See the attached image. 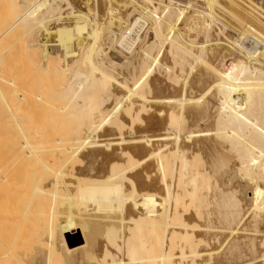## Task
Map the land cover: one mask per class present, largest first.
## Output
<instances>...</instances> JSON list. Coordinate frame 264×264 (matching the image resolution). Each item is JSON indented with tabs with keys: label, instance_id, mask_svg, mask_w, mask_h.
<instances>
[{
	"label": "bare ground",
	"instance_id": "6f19581e",
	"mask_svg": "<svg viewBox=\"0 0 264 264\" xmlns=\"http://www.w3.org/2000/svg\"><path fill=\"white\" fill-rule=\"evenodd\" d=\"M158 1L79 4L117 26L112 54L74 39L81 8L48 25L56 0L8 6L0 46L35 34L71 106L0 116V264H264V0Z\"/></svg>",
	"mask_w": 264,
	"mask_h": 264
},
{
	"label": "rangeland",
	"instance_id": "374dc122",
	"mask_svg": "<svg viewBox=\"0 0 264 264\" xmlns=\"http://www.w3.org/2000/svg\"><path fill=\"white\" fill-rule=\"evenodd\" d=\"M12 1L13 0H2V1L0 0V20H1V24H3L2 23V18H4L3 22H5V20H6L7 26H9L10 21L13 22V20H14V18H13L14 16L11 17V13H13V15H14L15 12H13L14 10H12V12H10L11 9H12V8L10 9V7H12V6H10L12 4L11 3ZM15 1L16 0H14L13 4H12V5H14L16 7V8H14V9H16V13L15 14H20L23 11V8L18 6L19 2L21 0H17L16 2ZM59 1L56 0V2L54 4H56L58 7H60V5H61V7L58 8V10L52 15L53 18L48 23V25H50L51 23H53L55 21V19H54L55 17H59V16H62V15H65V13L68 14V13H70L69 11L74 12L72 6H74V9H77V11L75 10L76 13L81 8L80 11H84V13H86V15H90V17L89 16L87 17L86 15H84L85 17L82 16L81 18L78 17L82 21H85V22L87 21V22L86 23L83 22L85 24V26L83 24L80 27V31L78 33H76L77 36H76V34H73V32L71 33V34H73L72 36L74 37V39H76V40H79L81 38L82 39H84V38L85 39L86 38L90 39L91 35L93 34L92 36L95 37V40H97L96 42L98 44H100L103 48L105 47L104 50H107L108 44L110 45L109 46V50L111 52L110 51H108V52H110L112 54V51H113L112 49L113 48L111 46L114 47V45H112L110 40L107 38L109 36H107V37H105V36L108 33V29L110 31V34H108V35H112L114 32H118L117 26L111 25L108 29L106 28L107 29L106 30L105 28H102L103 26L100 27V24L97 25L95 23V20H94V18L96 17V16H94L95 15L94 14L95 11L93 10V11L90 12V14H88L89 13V9L87 8V6L82 5V7L84 6L83 8L80 6L81 4L85 3L84 2L85 0L84 1L83 0H79L80 3L77 2V0H62V1H60V3H59ZM131 1L129 0L130 5L127 6V4L129 2H127V0H126L127 4H126V7L122 9L123 11H121L122 15H124V16H125V14L128 15V13L130 12V10L133 7L135 9H137V10L138 9L140 10V6H149L150 5L149 8H151V9H154V8L156 9V7L158 6L157 5V1L158 0L157 1H154V0H152V1L151 0H147V1L146 0L145 1H143V0H131ZM159 1L158 2H159V4L161 6H166V5H168V1L169 0H159ZM162 1H163V3H162ZM164 1H166L165 4H164ZM171 1L172 2L174 1V3H172V4L174 6H179L180 9H182L184 6H185V8L188 7L189 12H190L189 7L191 8V6H190L191 4H192V6L195 5V6H193L191 8L192 9L191 11L199 10L200 12H205L207 10V9L205 10V7L203 6L204 5L203 4V2H204L203 0H201L202 1L201 3H200V0H171ZM195 1H197V2H195ZM90 2H89V5L93 4L92 3L93 0L92 1L90 0ZM14 3H17V4H14ZM71 4H73V5H71ZM187 4H190V5H187ZM201 5L203 6V8L201 7ZM8 6H10V7H8ZM168 8H172V7H168ZM6 10L8 11V13L5 14ZM201 10H203V11H201ZM168 11L169 10H166V12H168ZM9 12H10V16H9ZM207 12L208 11H206V13ZM2 14H4V16H6V17H4ZM124 16H123V19L127 20V16H126V18ZM135 17H137V13L136 12L132 13L130 15V17L128 18V20L130 22H133ZM88 18H89V20H88ZM75 20H76V18H74V17L73 18H68V20H66V23L67 24L73 23V21H75ZM90 20H92V21H90ZM149 21L151 22V19H149ZM6 22L4 24L5 25L4 27H6ZM91 22L92 23L94 22L95 24L93 25ZM150 22H148L149 24H147L146 31L143 30V31L140 32V36L143 39L144 38L143 35L146 34L147 35V36L145 35L147 37L146 40L149 39L151 41V40H153L154 36H153V31L150 30L151 29L150 24L152 23V22L151 23ZM93 27H94V29H93ZM179 27L181 28L182 25H180ZM50 29H51V27L49 28V30ZM229 29H228V31L230 33L227 31L228 32L227 38L233 40L234 38H236V37H234L235 34L233 33V31H231V29L230 30ZM17 31L19 33L20 30H17ZM17 31H16V34L14 33V35L12 34V36L10 34L9 37H7V38H9V39H6L7 42L4 40L5 41L4 47H3V44H2V46H0L2 48V49H0V50H2V51H0V52H2V55H0V57L2 58L0 60L1 61V63H0L1 64L0 65L1 66L0 67L1 68L0 71L1 70L6 71L5 73L2 71L3 74H1L2 72H0V77L2 75L1 79L5 78V80L4 79L3 80L0 79V95L2 93L1 90H3L2 96H0V116L4 115L2 117V120H5L4 122H6V123H4V124H5V127L6 126L8 127L7 130H9V128L11 129V127L8 126V124L9 123L11 124V121H12V119L10 118L11 114H14V115L18 114V116H20V115H28V116L31 115V116H33V114L35 115V114H37L39 112H42V113H44V114L46 113L48 115V113H52L53 114V110H55V112L53 114V115H55L56 111L63 109V107L61 108V106L63 105V102H64V101H62V98L67 97L69 100H71V97L67 96L69 94L66 93V91H68L67 90L68 84H67V81H66L64 73H63L64 71L62 70V68L60 66L62 64V63H60L61 61L53 59L52 57L49 58L48 55H46V54H42V52L40 51V49L38 47V44L36 43L35 34L31 33L29 35L30 36L29 38L27 36L24 37L25 38V41H24L23 40L24 38H22L23 36L19 35V34H21V31H20L19 34H17ZM97 31H98V33H97ZM80 32H82V33H80ZM111 32H113V33L111 34ZM85 35H87V36L84 37ZM218 35H219V31L214 34L215 37H213V38L217 39ZM26 38H27V40H26ZM12 39H13V41H12ZM99 40H100V42H99ZM8 42H9L10 45L8 44ZM5 44H7V45H5ZM104 44H105V46H104ZM226 48L228 49V47H226ZM228 50L234 51V50H231L230 47H229ZM234 52L237 54L236 51H234ZM116 56L118 57L117 53H116ZM8 58H9V60H8ZM120 59H121V57L120 58L118 57V60H120ZM120 62H121V60H120ZM24 64H25V69H23L24 68L23 67ZM60 69H61L62 73H61ZM8 72H9V74H11L13 76V78L11 76V78L13 79V81L11 80L12 81L11 85L13 84L12 85L13 88L14 87L16 88L17 84L19 83V88L17 86L18 89L17 88L16 89L15 88L11 89L12 87H10L11 85L9 84L10 83L9 81H10L11 78L10 79L7 78L9 76ZM5 75L6 76L8 75V76L6 77ZM17 79H19V80H17ZM3 81L7 82V84L9 85L8 87L10 88V90H9L8 87L6 89H3V87L5 88L7 86L6 83L4 85ZM63 83H64V85H63ZM14 84H16V85H14ZM66 85H67V87H66ZM1 87H2V89H1ZM62 87H63V89L65 88L66 91L62 90ZM61 91H62V93L65 91V93L67 95L65 97H62ZM68 93H69V91H68ZM3 94H5V95L3 96ZM63 96H64V94H63ZM67 98H66V101H68ZM69 102H71V101L66 102V106H68V108L65 105H63L65 108H67L66 109L67 113H68L69 108H70L69 105L67 104ZM70 106H71V104H70ZM59 113L60 114H58V113L57 114L60 115V116H63L62 112L59 111ZM67 113L64 112L63 114H67ZM44 114H41V115H44ZM50 115L51 114H49V116H47V117H50ZM38 116L40 117V115H38ZM35 117H36V115H35ZM35 117L33 116V118H35ZM66 117L67 116L65 115V118ZM31 119H32V117H31ZM39 119L42 120L43 118L42 119L39 118ZM61 120H62V122H65L68 119L66 118L65 121L63 119H61ZM3 128H4V126H3ZM12 136L15 139L14 134ZM1 154H2V152H0V155ZM245 193H246L247 198H249L251 196V193L249 191H245ZM79 237L80 236L77 234V238H79ZM70 238H72V237H70ZM77 244L78 243H74L72 246L75 247V246H77Z\"/></svg>",
	"mask_w": 264,
	"mask_h": 264
}]
</instances>
